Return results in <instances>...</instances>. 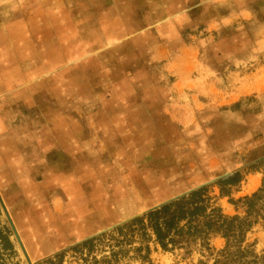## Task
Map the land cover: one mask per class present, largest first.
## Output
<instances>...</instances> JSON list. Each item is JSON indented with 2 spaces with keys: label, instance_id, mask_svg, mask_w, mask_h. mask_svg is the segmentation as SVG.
Returning <instances> with one entry per match:
<instances>
[{
  "label": "rangeland",
  "instance_id": "rangeland-1",
  "mask_svg": "<svg viewBox=\"0 0 264 264\" xmlns=\"http://www.w3.org/2000/svg\"><path fill=\"white\" fill-rule=\"evenodd\" d=\"M5 49L0 198L31 264H213L114 229L201 186L243 214L264 167L215 182L264 157V0H0ZM0 264H28L1 205Z\"/></svg>",
  "mask_w": 264,
  "mask_h": 264
},
{
  "label": "trees",
  "instance_id": "trees-1",
  "mask_svg": "<svg viewBox=\"0 0 264 264\" xmlns=\"http://www.w3.org/2000/svg\"><path fill=\"white\" fill-rule=\"evenodd\" d=\"M261 167H264V157L254 163L244 164L231 176L216 181L219 197L230 196V186L239 185L244 170L260 172L263 171ZM262 173L264 176V171ZM208 189V186H201L165 201L114 230L138 237L140 242L139 246L133 248L135 253L144 251L148 254L149 248L144 243L152 241L165 252L179 250L189 255L195 250L208 252V255H214L213 264H264V252L258 255L254 245L246 243L247 233L256 225H261L264 230V178L259 188L250 195L229 200L235 207L242 208V215L226 216L209 196ZM214 236L223 239L224 246L213 254L210 239ZM98 238L87 239L76 247H90ZM111 254L114 256L116 252ZM142 257L145 259L146 255Z\"/></svg>",
  "mask_w": 264,
  "mask_h": 264
},
{
  "label": "crops",
  "instance_id": "crops-1",
  "mask_svg": "<svg viewBox=\"0 0 264 264\" xmlns=\"http://www.w3.org/2000/svg\"><path fill=\"white\" fill-rule=\"evenodd\" d=\"M11 52H12L11 49H10V52H8L7 49H5L4 52H0V53H3L4 55H8V54L10 55ZM1 70H2V74L0 75V94L7 93L8 91L12 90V80L9 79V75H7V71H9V65H7V60H5V63L3 64V68L1 67ZM8 174H10V172ZM13 174H14L13 177H15L16 173L13 172ZM44 178L45 176L43 175V180ZM30 244L33 245V248H36V244L34 242L30 241Z\"/></svg>",
  "mask_w": 264,
  "mask_h": 264
},
{
  "label": "water",
  "instance_id": "water-1",
  "mask_svg": "<svg viewBox=\"0 0 264 264\" xmlns=\"http://www.w3.org/2000/svg\"><path fill=\"white\" fill-rule=\"evenodd\" d=\"M0 205H1V208H2V210H3V212H4L5 216H6L7 220L9 221V224H10V226H11L13 232H14V235H15L16 238H17L18 244H19V246H20V249L22 250V253L24 254V256H25V258H26L27 263H28V264H31V262H30V260H29L30 258H28L27 254H26V252H25V250H24V247H23V245L21 244V241H20V239H19V237H18V235H17V233H16V231H15V229H14V226H13V224H12V222H11V220H10V217H9V215H8V213H7V211H6L5 207H4V205H3V202H2V200H1V198H0Z\"/></svg>",
  "mask_w": 264,
  "mask_h": 264
}]
</instances>
